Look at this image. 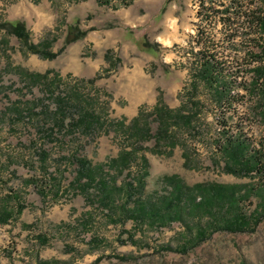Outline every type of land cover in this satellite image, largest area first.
<instances>
[{"label":"rangeland","instance_id":"1","mask_svg":"<svg viewBox=\"0 0 264 264\" xmlns=\"http://www.w3.org/2000/svg\"><path fill=\"white\" fill-rule=\"evenodd\" d=\"M46 1L0 0V205L15 213L24 207L16 219L0 225V264H264V218L252 232L219 231L191 249L189 227L199 222L191 217L150 228L122 223L118 211L125 195L117 197L118 208L87 199L77 187V158L105 163L127 140L107 134V127L85 133L71 126L78 94L105 122L125 119L129 124L146 107L144 120L155 134L157 122L149 114L156 104L132 109L141 101L140 93L154 84L157 101L162 92L170 108L184 103L199 116L196 129L179 132L175 149L165 142L156 149L155 140L145 144L157 150L144 153L151 165L147 194L165 193L163 179L174 175L188 186L257 184L258 178L227 173L217 146L238 135L253 148L264 146L262 94L259 88L251 93L255 63L245 58L256 51L257 32L249 31L243 16L233 29L219 18H237L260 7V0H206L216 10H224L222 1L229 6L228 13L209 17L211 11L199 0ZM45 12L49 18H43ZM18 21L26 24L34 44L57 37L53 52L64 48L68 26L77 25L87 35L57 58L45 59L3 29L6 22ZM203 38L225 64V78L236 83L233 93L246 96L242 104L231 106L209 89H192V69L203 51ZM47 71L58 77H31ZM61 94L75 100L66 105L64 127L55 125ZM184 152L190 157L188 167ZM257 202L256 196L246 201L243 213L251 215ZM205 218H200L203 224Z\"/></svg>","mask_w":264,"mask_h":264},{"label":"trees","instance_id":"2","mask_svg":"<svg viewBox=\"0 0 264 264\" xmlns=\"http://www.w3.org/2000/svg\"><path fill=\"white\" fill-rule=\"evenodd\" d=\"M249 1L253 3V0ZM224 2L220 3L225 7L221 11L208 7L206 0H199L201 7L211 11L213 15L224 11L228 13L229 6ZM236 12L238 14V11ZM206 16L209 17L210 14ZM242 16L245 18L244 23L248 25L249 31L257 32V38L253 39L256 51H249L245 58L255 63L252 69L254 78L249 84L254 85L252 94H255L258 88L262 94L259 108L260 117L264 120V0H260V7L258 4L255 8L241 12L237 18L222 16L221 19L225 27L233 29L235 26L238 27V21ZM3 29L17 37L31 54L50 60L57 58L70 44L87 35V31L80 30L77 25L68 26L64 48L53 52L52 48L57 42V37L45 38L38 44H34L26 24L21 21L6 22ZM202 47L203 51L198 56L199 60L192 69V89L196 92L199 88L209 89L219 97L220 102H227L231 106L242 104L246 96L233 93L232 88L236 83L233 79L228 81L225 78V64L218 57L216 48L208 47L204 38ZM50 75L57 76L54 71H47L44 75L32 74L31 77L35 80H48ZM97 79L98 76L92 80V83ZM50 96L54 97L55 92H52ZM73 97L68 94L58 95L55 124L58 127L66 125V105L75 101ZM76 98L77 116L71 125L73 128L85 133H95L107 127V134L114 133L117 139L123 137L125 142L127 140L121 145L119 154L105 163L93 165L86 158H77L79 165L77 187L87 199L92 197L97 203L107 208H118L117 197L125 195L127 199L118 211L122 223L134 221L140 226L161 228L170 226L174 222L184 221L185 217H191L194 221H199L198 224H194V228L189 227L191 237L187 246L193 249L219 231L252 232L251 229L257 227L264 218V146L262 144L259 148H253L242 135L229 136L217 144L225 160V171L240 177L258 178L260 182L257 184L198 183L188 186L174 175L164 177L165 193L156 192L149 195L146 193V179L150 175L151 165L144 153L157 151L156 149L161 147L160 144L163 142L170 150L175 149L179 145L177 139L179 132L196 129L195 121L199 116L198 113L189 110L184 103L176 109L170 108L164 103L161 92L149 114L157 122V130L153 134L151 123L144 120L146 107H141L139 115L129 124L125 119L105 122L91 104L86 103L78 94ZM230 125V122H224V127L227 128ZM153 140L158 145L156 149L145 146ZM184 157L188 167L190 157L186 152ZM134 168H137L135 172H133ZM125 174L124 181H120ZM254 196L258 199L257 205L252 214L247 215L243 213L242 207ZM23 209V206H19L15 213L7 206L0 205V225L8 224L12 218L16 219ZM205 217H207V223L203 224L200 218Z\"/></svg>","mask_w":264,"mask_h":264},{"label":"crops","instance_id":"3","mask_svg":"<svg viewBox=\"0 0 264 264\" xmlns=\"http://www.w3.org/2000/svg\"><path fill=\"white\" fill-rule=\"evenodd\" d=\"M42 2H43V0H42ZM116 2H119V1H116V0H113L112 1V3H116ZM46 3L48 4L49 3V0H47ZM48 7H50V6H48ZM35 13L38 14L39 11L37 10ZM47 15L48 14L45 12V14L43 15L45 17H43V18H47V17L49 18V15L48 16ZM27 19H29V18H27ZM69 51H70V48H69ZM154 91H155L154 84H150V86H149L148 89H144V92H141L140 93V95L142 96V99H141L140 102L133 103L132 109L136 108V110H139V108L141 106H143L144 104H150V103L156 104L155 102H157V94Z\"/></svg>","mask_w":264,"mask_h":264},{"label":"built area","instance_id":"4","mask_svg":"<svg viewBox=\"0 0 264 264\" xmlns=\"http://www.w3.org/2000/svg\"><path fill=\"white\" fill-rule=\"evenodd\" d=\"M209 14H211V13L209 12ZM219 21H220V22H222V19H221V18H219ZM254 65H255V64H254Z\"/></svg>","mask_w":264,"mask_h":264}]
</instances>
